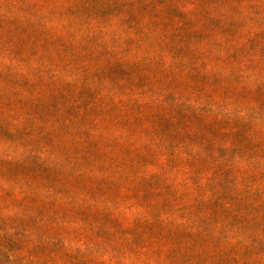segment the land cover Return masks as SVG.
<instances>
[{"label": "trees", "instance_id": "16d2710c", "mask_svg": "<svg viewBox=\"0 0 264 264\" xmlns=\"http://www.w3.org/2000/svg\"><path fill=\"white\" fill-rule=\"evenodd\" d=\"M59 2L0 0V31L43 32L63 54L46 22ZM260 6L264 0H104L108 81L149 87L105 94V114L121 106L127 113L104 148L98 136L88 139L85 152L104 158L95 170L22 143L0 148V264H264V14L253 12ZM0 67L5 137L36 141L57 127L71 133L79 121L87 133L81 110L65 124L17 116L9 85L21 75ZM50 179L56 186L47 188ZM88 212L118 238L112 258L86 255L91 223L70 219Z\"/></svg>", "mask_w": 264, "mask_h": 264}, {"label": "rangeland", "instance_id": "374dc122", "mask_svg": "<svg viewBox=\"0 0 264 264\" xmlns=\"http://www.w3.org/2000/svg\"><path fill=\"white\" fill-rule=\"evenodd\" d=\"M182 1L187 3L190 0ZM79 2V0H60L56 12L47 16L49 33L57 35L59 44L66 45L63 54L43 40V32L25 37L15 32L16 27L8 25L0 31V65L10 64L12 70L21 75V81L9 85L14 90L10 104L14 107L17 116L27 114L32 119L38 117L64 123L70 115L81 110L87 116L81 121L87 123V133L82 128L83 124L77 125L80 121L74 124L71 133H67L64 127H57L56 130L50 131L51 135L41 136L36 141L15 142V138L8 139L0 132V148L15 151L16 144L22 143L25 150L32 149L47 157L55 156L64 166L75 158L77 167L83 168L88 165L95 170L97 166L104 165V158H99L97 152L91 153L92 156L85 152L88 139L98 136L100 146L104 148V136L107 138L115 132L124 130L122 124L117 121L119 118L124 119L123 114L127 113L125 112L127 109L121 106L105 114V94L111 91L117 96H122L126 90L138 93L142 87L145 89L149 85L145 82L141 84L129 82L123 87L122 84L108 81L104 72V0H88L86 2L88 6L85 7L79 6ZM23 7L30 9L27 4ZM253 12L264 14V6L254 8ZM45 13L44 8L40 10L42 16ZM35 66L40 69L39 77L35 76L37 74ZM2 74L3 72L0 73V77ZM54 74L58 77L55 81ZM71 80L72 83L68 86L66 82ZM36 97H39L41 104H33ZM76 103L79 108L74 110ZM67 106H72L69 112ZM128 116L130 118V115ZM73 142L79 143V146L75 147L72 145ZM93 157H98L99 160L94 162ZM1 178L6 179L2 171H0ZM44 185L51 188L56 186V182L50 179ZM70 220L80 225L91 223L89 229L91 234L88 237L90 241L88 246L84 243L88 257L112 258L120 252L116 246L118 238L104 235V218L88 212L82 215L73 214ZM8 227L4 226L3 229L8 230ZM26 229L27 227H20L16 232ZM8 238L12 241L17 239L15 234H9ZM27 243L26 238L17 244L23 247ZM76 243L82 246L80 241L76 240Z\"/></svg>", "mask_w": 264, "mask_h": 264}]
</instances>
